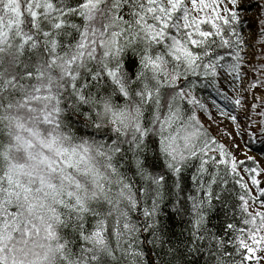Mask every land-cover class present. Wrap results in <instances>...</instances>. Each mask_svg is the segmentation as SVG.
Instances as JSON below:
<instances>
[{
	"label": "snow or ice",
	"instance_id": "1",
	"mask_svg": "<svg viewBox=\"0 0 264 264\" xmlns=\"http://www.w3.org/2000/svg\"><path fill=\"white\" fill-rule=\"evenodd\" d=\"M253 44L264 0H0V264H262L264 168L201 119L264 138Z\"/></svg>",
	"mask_w": 264,
	"mask_h": 264
},
{
	"label": "rangeland",
	"instance_id": "2",
	"mask_svg": "<svg viewBox=\"0 0 264 264\" xmlns=\"http://www.w3.org/2000/svg\"><path fill=\"white\" fill-rule=\"evenodd\" d=\"M253 15L254 12L250 11L247 13V18L252 19ZM260 55H262L260 46L253 44V46L249 48L246 54L247 66L243 69V71L246 73L243 84L244 88H246L248 83L252 81L264 79V74L259 76L257 75V72L260 70V68L264 66V60L257 59V57ZM253 68H255L256 71H253ZM229 95L234 96V93L229 92ZM242 95L247 97L246 103L250 107L252 103H259V101L254 100V97L264 95V89L258 87L252 92H243ZM211 111L212 116L214 117V123L209 122L204 114H201V119L205 122L206 126L211 123L210 131L212 135L216 137L217 140H219L221 143H224L226 146H228L230 150L238 157V159L246 161L247 157L244 155V153H247V156L253 157L256 163H258L261 168H264V143L261 142V140L264 138L261 137L257 126L253 125V127L249 129L247 127L248 121L244 119V115L243 113H241V135H237L236 126L233 125L230 120L221 117L215 110V108H212ZM257 111H260V109H257ZM253 119L260 120L261 118L258 116H254ZM249 131L255 133L256 135V139L254 142L249 140ZM225 133H228L230 135H225ZM260 148L262 149V151L259 150ZM259 179L264 181V175H261ZM261 187H264V183L261 184ZM262 264H264V262H262Z\"/></svg>",
	"mask_w": 264,
	"mask_h": 264
},
{
	"label": "trees",
	"instance_id": "3",
	"mask_svg": "<svg viewBox=\"0 0 264 264\" xmlns=\"http://www.w3.org/2000/svg\"><path fill=\"white\" fill-rule=\"evenodd\" d=\"M210 92H211V89H208V90H204V91L201 93V95H203V96L205 97V100H206V101H209V102H210V100L212 99V97L209 95ZM216 99H217V102L220 103V104L223 106L224 102H223L222 100H220L218 97H217ZM229 110H231L230 107H229ZM259 150L262 151L261 148H260ZM246 163H247L250 167L255 166V165L253 164V162L250 161V160H246ZM221 218H222V215L219 216V217H215V218H214V221H216V220H220ZM177 231H179V225H177Z\"/></svg>",
	"mask_w": 264,
	"mask_h": 264
}]
</instances>
